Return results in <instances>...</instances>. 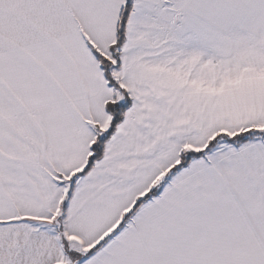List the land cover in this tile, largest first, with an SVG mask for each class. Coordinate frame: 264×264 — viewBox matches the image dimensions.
<instances>
[{"label":"snow or ice","instance_id":"1","mask_svg":"<svg viewBox=\"0 0 264 264\" xmlns=\"http://www.w3.org/2000/svg\"><path fill=\"white\" fill-rule=\"evenodd\" d=\"M0 264H264V0H0Z\"/></svg>","mask_w":264,"mask_h":264}]
</instances>
